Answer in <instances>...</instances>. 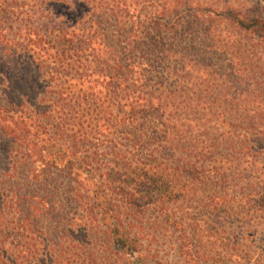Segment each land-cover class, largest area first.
Here are the masks:
<instances>
[{
    "label": "trees",
    "instance_id": "1",
    "mask_svg": "<svg viewBox=\"0 0 264 264\" xmlns=\"http://www.w3.org/2000/svg\"><path fill=\"white\" fill-rule=\"evenodd\" d=\"M222 1L0 0V264H217L205 219L264 215V16Z\"/></svg>",
    "mask_w": 264,
    "mask_h": 264
},
{
    "label": "rangeland",
    "instance_id": "2",
    "mask_svg": "<svg viewBox=\"0 0 264 264\" xmlns=\"http://www.w3.org/2000/svg\"><path fill=\"white\" fill-rule=\"evenodd\" d=\"M222 2L223 5L229 6L228 11L233 12L237 9H242L252 16H264V0H230L228 3L224 0ZM233 212L232 210V212L228 213L234 214ZM224 219L225 221L223 219H205L216 226L211 228V233L215 235L212 238V242L216 241V239L224 238L232 240L229 247L225 248L224 253L221 251V257L225 256L224 260L222 258L223 262H218L217 264H254V261L264 264V215L260 216L259 214V216L246 220L233 217ZM215 221L221 223L220 228L217 227ZM242 237L245 238L244 244H251L247 253L244 250H237L234 246L235 242L240 240L238 238ZM216 244H219V242L216 241ZM166 252L168 255H165V258L160 260L162 262L160 264H187L178 253L174 252V249H167ZM249 260L254 261L251 262Z\"/></svg>",
    "mask_w": 264,
    "mask_h": 264
}]
</instances>
